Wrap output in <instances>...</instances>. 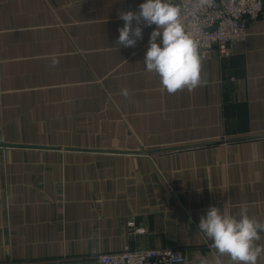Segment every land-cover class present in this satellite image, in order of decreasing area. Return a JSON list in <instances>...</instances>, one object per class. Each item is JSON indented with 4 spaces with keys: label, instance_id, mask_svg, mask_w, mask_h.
Returning <instances> with one entry per match:
<instances>
[{
    "label": "crops",
    "instance_id": "crops-1",
    "mask_svg": "<svg viewBox=\"0 0 264 264\" xmlns=\"http://www.w3.org/2000/svg\"><path fill=\"white\" fill-rule=\"evenodd\" d=\"M143 2L0 0V264L127 245L214 264L197 227L210 206L264 221V12L202 59V86L169 94L143 62L148 27L117 44Z\"/></svg>",
    "mask_w": 264,
    "mask_h": 264
},
{
    "label": "clouds",
    "instance_id": "clouds-1",
    "mask_svg": "<svg viewBox=\"0 0 264 264\" xmlns=\"http://www.w3.org/2000/svg\"><path fill=\"white\" fill-rule=\"evenodd\" d=\"M211 4L212 0H186L182 16L181 8L170 0H144L138 12L119 14L124 25L118 29L117 44L134 48L137 41L143 39L142 26L155 25L143 61L146 71L158 76L162 88L169 94L183 90L191 92L204 83L201 75L203 57L199 51L203 45L196 38V25L188 17H195ZM55 63L53 60V66ZM121 95L128 99L130 90L121 89ZM197 227L211 241L215 251L214 264H225V257L229 264H258L264 257V245L257 243L261 239L260 233L264 232V221L248 215L246 208H241L238 215H232L210 206L206 214L201 215ZM200 264L210 262L201 259Z\"/></svg>",
    "mask_w": 264,
    "mask_h": 264
},
{
    "label": "built area",
    "instance_id": "built-area-1",
    "mask_svg": "<svg viewBox=\"0 0 264 264\" xmlns=\"http://www.w3.org/2000/svg\"><path fill=\"white\" fill-rule=\"evenodd\" d=\"M184 14L186 0H170ZM264 12V0H212V4L195 17L188 19L196 25V38L203 45V58L213 55L227 56L231 44L242 41L247 35L248 24ZM148 27L147 34L155 29ZM160 42V39H157ZM98 264H187L179 248H151L132 251L129 246L117 253H103L98 256Z\"/></svg>",
    "mask_w": 264,
    "mask_h": 264
},
{
    "label": "rangeland",
    "instance_id": "rangeland-1",
    "mask_svg": "<svg viewBox=\"0 0 264 264\" xmlns=\"http://www.w3.org/2000/svg\"><path fill=\"white\" fill-rule=\"evenodd\" d=\"M132 223V222H131ZM137 231H139V230H137ZM128 246V245H127ZM163 248H179V247H176V246H173V247H163ZM124 249V248H123ZM122 249V250H123ZM132 251H138V250H142V249H132V248H130ZM149 249H151V248H149ZM179 249H181L182 251H183V253H184V256H185V262H187V264H189V259H188V256H187V253H186V251L184 250V249H182V248H179ZM122 250H120V251H122ZM120 251H118V252H120ZM113 253H117V252H113ZM99 256V255H98ZM98 256H97V264H98Z\"/></svg>",
    "mask_w": 264,
    "mask_h": 264
}]
</instances>
